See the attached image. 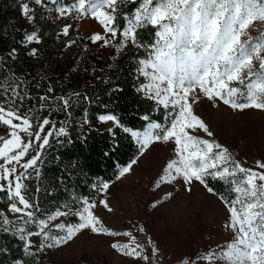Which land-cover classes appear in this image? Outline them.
<instances>
[{
  "label": "snow or ice",
  "instance_id": "snow-or-ice-1",
  "mask_svg": "<svg viewBox=\"0 0 264 264\" xmlns=\"http://www.w3.org/2000/svg\"><path fill=\"white\" fill-rule=\"evenodd\" d=\"M31 3L46 6L45 0H31ZM51 3L57 5L55 11L61 17L74 13L77 21L89 17L95 19L103 27L104 34L94 33L90 37L93 43L103 42L104 47L111 45L117 50L129 44L146 49L147 58L138 60V73L147 83L138 90L147 92L150 99L172 110V115L167 124L150 121L145 116L143 119L149 121L145 130L134 131L127 127L123 130L136 140L141 155L155 142L174 141L177 158L168 162L156 187L182 179L185 185L199 182L216 195L207 183L209 177L231 186L234 198L229 200L220 196V199L230 214L225 227L233 232V239L198 260L207 264H217V261L220 264H264V171L243 167L226 147L187 131L202 129L212 136L205 122L193 111V104L199 99L196 95L198 89L209 100L218 97L234 110H264V0H139L138 3L137 0H74L68 6L58 4L57 0H51ZM125 3L137 4V7L125 17L126 25L118 28L116 14ZM20 7L22 14L32 21L35 9L30 7L29 0H22ZM148 25L156 29L155 39L145 45L138 39V30ZM70 27L65 25L62 34L67 36ZM250 29H256L259 34L253 37ZM26 40L39 42L35 32L27 34ZM116 40H119L118 44L113 43ZM35 54L33 50L32 55ZM11 91L19 96L15 89ZM60 99L67 110L70 100ZM98 120L121 126L119 119L112 114L100 115ZM0 123L11 129L10 138L0 137V160L6 161V164H0V192L7 193L10 201L6 212L0 210V230L16 235L24 243L26 255L35 256L38 251L58 247L81 231L90 230L98 235L128 237V243L116 242L111 247L125 257L142 260L144 264H149L150 260L152 264H158L154 257L159 252L150 238L146 246L138 242L131 231L107 228L93 212L97 203L86 197L80 198L81 206L75 211L71 205L65 204L47 219H37L38 205L26 198V185L21 181L30 176L29 169L36 168L40 155L38 153L22 164L21 161L34 145L40 149L49 145L53 133L44 129L52 122L45 118L34 124L29 115L21 116L18 109L0 106ZM17 130L24 133L26 139ZM58 134L66 136L67 132L60 127ZM135 163L134 159L121 169L117 179L128 173ZM17 165L24 170L23 173L18 171ZM257 167L264 170V163L258 162ZM93 187L103 193L110 184L103 182ZM99 203L112 211L107 200ZM8 213L15 219H11ZM70 215L78 217L79 223L52 224ZM28 224H35L37 230L29 231ZM53 227L64 235H51ZM139 231L144 230L140 228ZM32 237L41 238L36 251L31 250L36 247ZM15 264L24 262L17 260ZM182 264L197 262L184 259Z\"/></svg>",
  "mask_w": 264,
  "mask_h": 264
},
{
  "label": "rangeland",
  "instance_id": "rangeland-1",
  "mask_svg": "<svg viewBox=\"0 0 264 264\" xmlns=\"http://www.w3.org/2000/svg\"><path fill=\"white\" fill-rule=\"evenodd\" d=\"M29 1L30 7H34L31 0ZM38 7L45 10L46 19L52 23L60 24L57 36L63 33L65 25L74 23L75 35L78 39H81L78 50H76L75 42L68 41L59 54H57L59 39L55 37L50 40L54 48L51 54L58 63L73 59L76 51L80 56L90 53L104 60L108 57L115 59L124 51H132L134 48V45L129 44L128 47L117 50L111 45L104 47L103 42L93 43L90 37L94 33L104 34L103 27L95 19L89 17L77 21L74 18V13L61 17L54 7L48 5ZM32 15L34 16V13ZM20 25L25 36V52L35 64L36 74L40 73L44 69L42 62H40L42 55L35 47L37 42L26 40L27 34L32 32L38 34L39 28L35 25L34 19L29 21L24 15ZM249 31L253 37L259 34L256 29H250ZM86 41H90V44L86 45ZM113 43L116 44V41H113ZM113 48H115V54L111 52ZM33 50L36 52L35 55H32ZM59 80L61 81L62 78H59ZM137 81L138 88L147 83L139 73ZM18 82H23L30 87L22 77ZM142 93L148 96L147 92ZM196 95L199 99L198 102L193 104V111L205 122L209 131L212 132V136H208L202 129H196L194 132L191 129L187 131L201 139L219 143L226 147L232 157L240 162L243 167L264 171L257 167L258 162L264 163V110H234L225 105L218 97L209 100L199 89ZM14 108L18 109L21 116L29 115L34 124L41 122V116L32 115L30 107L26 108L17 104L14 105ZM171 115L172 110L169 109V118L165 124L169 122ZM13 122L19 123L16 120H13ZM113 126L115 125L111 121L107 123L99 121L98 124L100 130L111 129ZM7 127L9 128V126ZM145 128L134 131H143ZM17 131L22 138L26 139L24 133ZM44 131L48 132L49 130L44 129ZM54 135L55 137H61L58 130H55ZM175 148L174 141L170 140L167 143H153L144 151L143 155L140 154L139 150L135 159L136 163L132 165L131 170L120 176L119 179L107 182L110 184L109 189L106 192H100L98 197L91 200L98 205L96 209H93V212L107 228L120 232L131 231L137 237L138 242L146 246L147 240L150 238L159 252V255L154 257L158 264H182L184 259L196 261L197 264H207L205 261L198 260V257L233 239V232L225 227L226 222L230 219V214L220 199V195L216 192V195H213L199 182L185 185L182 179H177L156 187L168 162L177 158ZM43 149H40L38 145H34L29 150L28 155L21 161V164L38 153L40 155ZM128 165L122 167V169ZM17 168L20 173L24 172L19 165H17ZM209 179L212 180L213 178L209 177L207 180ZM23 180L21 181L22 184ZM188 188H191V190L189 191ZM1 194L5 203L3 205L1 202L0 210L6 212L10 201L7 193L3 192ZM101 200L108 201L109 207L112 209L111 212L99 203ZM80 206L78 200L77 204L72 206L73 211ZM8 215L11 219H15L11 213H8ZM48 215H36V217L37 219H47ZM59 223L75 224L79 223V220L78 217L70 215L52 222L53 225ZM26 228L29 231L37 230L35 224H28ZM140 228H143L144 231L140 232ZM51 235L59 237L64 233L53 227ZM31 239L36 246L31 250L36 251L41 238L32 237ZM116 242L128 243L129 238L109 237L98 235L90 230H83L65 244L45 248L43 251H38L35 256L26 254L25 256L32 258L34 264H144L142 260L125 257L113 249L111 245ZM148 252L151 255L150 248H148ZM149 264H152L151 260ZM217 264H220V262L217 261Z\"/></svg>",
  "mask_w": 264,
  "mask_h": 264
},
{
  "label": "trees",
  "instance_id": "trees-1",
  "mask_svg": "<svg viewBox=\"0 0 264 264\" xmlns=\"http://www.w3.org/2000/svg\"><path fill=\"white\" fill-rule=\"evenodd\" d=\"M73 2L57 0L58 4L65 6ZM21 3L22 0H0V52L18 49L12 65L16 78L22 77L30 85V112L41 116V121L47 118L52 122L45 127L53 133L49 145L41 151L36 168L31 169L30 176L23 180L26 198L38 205L36 215L44 216L65 204L75 206L80 198L93 200L98 197L100 192L93 186L117 179L119 170L136 159L139 153V145L123 129H144L149 122L143 119L145 116L150 121L165 124L169 109L138 90V60L147 58L145 48L134 46L132 51H124L115 59L108 57L104 60L90 53L80 56L76 51L73 59L58 63L51 54L54 48L50 40L59 39L57 54L68 41H75L78 50L81 39L75 35V24H71L67 36H57L60 24L46 19L45 10L33 4L40 40L35 47L42 55L40 62L44 69L36 74L35 64L22 45L25 36L20 28L23 18ZM45 4L57 7L51 0H45ZM136 7L137 4L132 3L121 5L116 14L118 28L126 25L125 17ZM155 31L152 26H145L138 30V39L148 45L154 41ZM111 52L115 54V48ZM77 93L79 95H75ZM61 97L70 100L67 110ZM103 114L115 115L121 126L100 130L98 117ZM61 126L66 128L67 135L55 137V130ZM207 183L218 195L229 200L234 198L231 186L223 181L209 179ZM23 245L16 235L0 230V264H14L17 260L34 264L32 258L25 256Z\"/></svg>",
  "mask_w": 264,
  "mask_h": 264
},
{
  "label": "built area",
  "instance_id": "built-area-1",
  "mask_svg": "<svg viewBox=\"0 0 264 264\" xmlns=\"http://www.w3.org/2000/svg\"><path fill=\"white\" fill-rule=\"evenodd\" d=\"M22 45H25V40L22 42ZM14 49V54L13 49L7 52H0V106L12 108L14 107V105L18 104L19 106L29 108V102L27 98L30 97L31 89L25 83L18 82V79L16 78V73L15 70H13L12 61L17 58L18 49ZM5 89L9 90L5 91ZM11 89H15L16 92L19 93V96H15ZM9 97H12L13 99H9ZM10 131V128L3 124H0V137L10 138ZM0 144H2V140H0ZM5 162L6 161L0 160V164H5ZM0 199V206H2V204L4 205L5 202H3L2 200L1 192Z\"/></svg>",
  "mask_w": 264,
  "mask_h": 264
},
{
  "label": "bare ground",
  "instance_id": "bare-ground-1",
  "mask_svg": "<svg viewBox=\"0 0 264 264\" xmlns=\"http://www.w3.org/2000/svg\"><path fill=\"white\" fill-rule=\"evenodd\" d=\"M83 27V26H82Z\"/></svg>",
  "mask_w": 264,
  "mask_h": 264
}]
</instances>
